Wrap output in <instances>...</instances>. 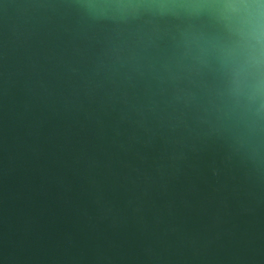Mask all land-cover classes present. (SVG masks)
<instances>
[{
    "label": "water",
    "instance_id": "95a60500",
    "mask_svg": "<svg viewBox=\"0 0 264 264\" xmlns=\"http://www.w3.org/2000/svg\"><path fill=\"white\" fill-rule=\"evenodd\" d=\"M0 264H264V0H0Z\"/></svg>",
    "mask_w": 264,
    "mask_h": 264
}]
</instances>
